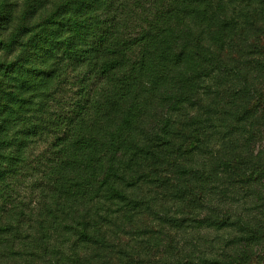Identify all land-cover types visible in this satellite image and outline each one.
<instances>
[{
    "label": "trees",
    "instance_id": "obj_1",
    "mask_svg": "<svg viewBox=\"0 0 264 264\" xmlns=\"http://www.w3.org/2000/svg\"><path fill=\"white\" fill-rule=\"evenodd\" d=\"M0 264H264V0H0Z\"/></svg>",
    "mask_w": 264,
    "mask_h": 264
},
{
    "label": "rangeland",
    "instance_id": "obj_2",
    "mask_svg": "<svg viewBox=\"0 0 264 264\" xmlns=\"http://www.w3.org/2000/svg\"><path fill=\"white\" fill-rule=\"evenodd\" d=\"M261 262V261H260ZM263 263V262H262Z\"/></svg>",
    "mask_w": 264,
    "mask_h": 264
}]
</instances>
